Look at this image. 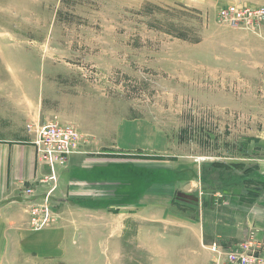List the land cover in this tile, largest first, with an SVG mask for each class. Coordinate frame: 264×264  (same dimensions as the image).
Listing matches in <instances>:
<instances>
[{
    "label": "rangeland",
    "instance_id": "1",
    "mask_svg": "<svg viewBox=\"0 0 264 264\" xmlns=\"http://www.w3.org/2000/svg\"><path fill=\"white\" fill-rule=\"evenodd\" d=\"M234 3L258 7L264 0H0V126L7 121L12 128L23 119L27 125L38 114L41 124L69 123L89 136L78 127L102 112L111 119H149L168 136L173 152L157 151L152 159L158 164L207 166L204 194L192 189L177 193L175 201L159 198L157 240L165 247L173 236L187 240L170 221L184 220L190 230L202 223L208 243L215 220L229 229L244 220L249 206L264 202V30L222 21L220 8ZM79 201L82 234L60 258L21 260L11 250L3 264H168L160 254L150 262L139 248L124 249L120 257L117 247L104 249L102 211L87 215L98 204ZM55 205L45 229L76 215V206ZM173 205L174 220L166 216ZM150 212L143 210V217ZM152 225L142 224L146 239L154 237ZM212 243L203 246L211 264ZM202 254L197 264L207 262Z\"/></svg>",
    "mask_w": 264,
    "mask_h": 264
},
{
    "label": "crops",
    "instance_id": "2",
    "mask_svg": "<svg viewBox=\"0 0 264 264\" xmlns=\"http://www.w3.org/2000/svg\"><path fill=\"white\" fill-rule=\"evenodd\" d=\"M37 115L30 117L27 125L43 122L41 116ZM70 120L71 123L81 121L73 118ZM24 122L25 119L12 128L6 126L7 121L4 126H0V264L4 263V258H10L11 250L21 260L28 257L35 260L60 258L77 234H82L77 225V212L80 208L78 204L82 199L93 200L92 202L98 204L96 208L99 210L86 209L87 215L102 211V237L105 241L103 248L110 250L112 246L117 247L119 257L124 249L139 248L145 251L150 262L160 254L162 260L163 256H167L168 264H197L203 258L201 250H204L208 259L204 264H211V252L203 249V246L209 248L212 242L217 241L227 245L236 243L235 240L241 239L243 234L257 229L258 237L263 243L261 256L264 258V202L258 200L254 207L246 203L250 208L249 214L244 220H236L229 229L219 228L215 220L213 237L209 236L208 243L205 241L202 223L197 222L194 225L196 230L194 227L190 230L188 226L185 227L184 220L181 221L182 224L170 221L172 225L181 226L180 232L182 236L188 235L187 240L181 241L173 236L168 247L158 241L155 223L162 216L157 212L159 198L166 197L175 201L177 193L192 189L204 194L203 169L207 166L199 163L175 164L180 163V160L170 161L172 164H158L157 159H152L160 154L157 151L172 152L168 136L149 119H111L108 112H102L100 119L81 122L82 126H77L90 137L86 152L71 155L67 165L57 169L58 186L52 195L53 207L56 203H69V206H76L73 210L76 215L71 214L70 219L63 218L62 225L54 228L31 229L28 209L32 201L44 199L50 185L40 180L50 170L39 160L37 148L32 143L33 134ZM175 156L177 155L174 154L172 159ZM29 185L35 188V197L30 198L25 194L24 187ZM218 193L216 191L215 196ZM242 195L243 200H248L246 194ZM174 207L173 205L169 208L171 215H166L173 220L177 216V212L173 211ZM142 208L151 210L149 216L143 217L145 209ZM143 223L149 226L153 224V239L143 236ZM134 226L137 231L135 237ZM189 230L196 237L193 242L189 239ZM124 257L125 255L118 258V262ZM135 261L126 260L132 264Z\"/></svg>",
    "mask_w": 264,
    "mask_h": 264
},
{
    "label": "built area",
    "instance_id": "3",
    "mask_svg": "<svg viewBox=\"0 0 264 264\" xmlns=\"http://www.w3.org/2000/svg\"><path fill=\"white\" fill-rule=\"evenodd\" d=\"M219 18L231 26L258 33L264 25V5L258 7L242 6L236 3L225 5L219 10ZM27 128L33 134L32 143L37 148L39 160L46 164L50 170V173L40 180V182L50 185L44 199L32 201L28 209L31 227L42 229L47 226L48 217L53 214L51 200L53 192L58 186V167L66 166L71 155L85 153L90 137L79 132L74 125L69 123H29ZM24 192L30 198L36 196L33 186H25ZM220 196L218 194V197ZM250 233L248 239L233 246L213 242L210 246L214 253L212 264H254L260 262L258 259L262 245L256 239L255 232L251 230ZM227 247L228 249H226Z\"/></svg>",
    "mask_w": 264,
    "mask_h": 264
},
{
    "label": "bare ground",
    "instance_id": "4",
    "mask_svg": "<svg viewBox=\"0 0 264 264\" xmlns=\"http://www.w3.org/2000/svg\"><path fill=\"white\" fill-rule=\"evenodd\" d=\"M238 242V241H237Z\"/></svg>",
    "mask_w": 264,
    "mask_h": 264
}]
</instances>
